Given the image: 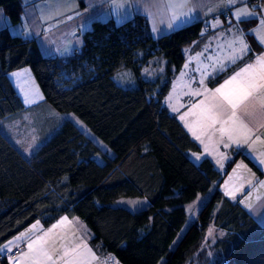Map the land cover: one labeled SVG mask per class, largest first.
<instances>
[{
	"label": "trees",
	"instance_id": "obj_1",
	"mask_svg": "<svg viewBox=\"0 0 264 264\" xmlns=\"http://www.w3.org/2000/svg\"><path fill=\"white\" fill-rule=\"evenodd\" d=\"M0 8L19 22L20 0ZM213 32L195 21L155 38L142 16L95 20L81 48L59 58L0 29V246L33 221L48 226L65 215L81 219L95 252L119 264H194L212 224L224 232L215 264H264V224L224 196V174L209 158L193 161L200 145L165 103L186 55ZM246 39L251 51L210 85L261 52ZM22 67L42 96L28 106L9 76ZM206 195L195 214L187 210ZM4 253L1 264L11 260Z\"/></svg>",
	"mask_w": 264,
	"mask_h": 264
},
{
	"label": "crops",
	"instance_id": "obj_2",
	"mask_svg": "<svg viewBox=\"0 0 264 264\" xmlns=\"http://www.w3.org/2000/svg\"><path fill=\"white\" fill-rule=\"evenodd\" d=\"M20 3L22 12L17 24H10L4 9L0 8V29L7 28L13 34L34 39L46 57L66 58L77 52L82 46L83 32L95 20L111 19L121 23L134 16H142L155 38L192 22L204 21L214 32L200 50L186 55L171 83L172 86L178 85L179 79L185 77L195 89L180 93L173 106L168 102L166 105L200 145V152L190 155L193 161L209 158L224 174L217 183L224 196L238 200L259 225L264 224V163L261 162L264 160V88L257 87L252 97L237 105L236 117H232L233 109L224 100L225 96L238 98L242 81L253 79L254 83H264L259 80L261 69L256 68L225 84L248 64H255L256 57L264 55V43L261 42L264 36V0H20ZM240 10H247L251 15L238 17L236 14ZM251 18H254V23L244 30L241 20ZM246 33L251 34L262 47L261 52L248 64L210 85V79L245 55L236 51L238 58L235 62L229 59L240 47L235 42L238 37L250 49ZM204 65L205 72L201 69ZM193 70L202 73L203 77H196L200 83H192L187 76ZM13 83L23 101V95H28L30 91L36 95L35 101L26 104L42 99L34 78L30 85L22 84V90ZM221 85L225 87L213 96L212 93ZM29 87H32L30 91ZM216 104H223V109L213 108ZM210 111L213 114L223 112L216 123L209 119ZM241 125L251 130L248 143L229 141L227 131H231L234 138L243 139ZM222 127L226 130L224 134L220 131ZM225 144L228 146L225 147ZM230 161L233 165L225 172ZM90 237L91 231L81 219L63 215L48 226L38 220L33 221L3 243L0 253L7 252L8 247L11 250L20 248L7 264H53V261L55 264H119L112 253L97 254L89 244Z\"/></svg>",
	"mask_w": 264,
	"mask_h": 264
},
{
	"label": "rangeland",
	"instance_id": "obj_3",
	"mask_svg": "<svg viewBox=\"0 0 264 264\" xmlns=\"http://www.w3.org/2000/svg\"><path fill=\"white\" fill-rule=\"evenodd\" d=\"M201 69H203V71L205 72L206 71V65H204ZM12 72L10 73V76L13 78L14 81H12V80L11 81H12V83L15 82L17 87L21 90H22V88H24V87H22V84L25 86H28L33 82V77H32V74H31L29 67H23V68L17 69V70L12 71ZM191 73L192 74L194 73V75L187 73V76L190 79H192V83L193 82L200 83V81L198 79L196 80V77L197 76H198L197 78H199V76L203 77L202 73L200 71L195 72V70L191 71ZM195 73H196V75H195ZM177 84L178 85H176V84H174L173 86L171 85L168 93L165 96V103L168 102L169 105H171V106H173L177 102V97H179L180 93L186 92V91L189 92L190 90L195 89L194 86L192 84H190L189 81L187 80V78H185V77H183L182 79H179V82H177ZM13 85H14V83H13ZM29 88H30L29 89V91H30L32 87H29ZM32 90H34V89H32ZM35 96L36 95L34 93H32L31 91L28 92V95L24 94L23 95V98H24L23 102L25 103V106L29 105V104H26V101H30L28 103L35 101L36 100ZM35 103H37V102H35ZM206 198H207V195L199 197V199H196L193 203H191L189 205L187 210L189 212H192L193 214H195L196 211L203 205ZM185 229L186 228H184L183 230L185 231ZM183 232L181 234H183ZM222 236H224V232L222 230H219L218 228H215L212 224H210L207 235L205 236L204 240L202 241L197 252H195V261L193 260L194 264H201V262L203 264H215V262L217 260V254L213 249V245H214L215 241L217 239H220ZM180 237H181V235L178 236V239L174 243V245L172 246V249L175 247V245L177 244ZM187 264H192V263H187Z\"/></svg>",
	"mask_w": 264,
	"mask_h": 264
},
{
	"label": "snow or ice",
	"instance_id": "obj_4",
	"mask_svg": "<svg viewBox=\"0 0 264 264\" xmlns=\"http://www.w3.org/2000/svg\"><path fill=\"white\" fill-rule=\"evenodd\" d=\"M230 2H233V0H230ZM180 6H183V5H180ZM236 15L238 17H240V16L251 15V14L248 13L247 10H240V11L237 12ZM173 18H175V17H173ZM171 26L172 25L170 24L169 27H171ZM235 42L238 43L240 45V47H239V49L234 50V54L233 55L229 56V59L232 60L233 62H235V60L238 58L235 55L236 51H239L242 55L246 54L249 51H251L248 48L247 44L244 43L243 39L238 37ZM261 42L264 43V36L261 37ZM256 68L261 69V71L259 73V80L264 81V55H261V56L256 57L255 64H251V63L248 64L247 67L241 69L240 72L236 73V75L233 76L231 80L226 81L225 84L232 83V81H235L238 77H241L243 74L249 73V72L253 71ZM224 87H225V85H221V87L217 88L215 90V93H212V95L215 96L216 93H220L221 90ZM257 87L264 88V83H259V84L254 83L253 79L242 81L241 88H240V94H239L237 99H233V98H231L229 96H225L224 97V100L226 101V103L228 105H230L232 107V109H233L232 117H236L235 109H236L237 105L238 104H243L244 101L248 100L249 97H252L253 93L255 92ZM196 94L198 95L199 93H196ZM27 102H30V101H26V103ZM262 103H264V101H262ZM212 107L222 110L223 109V104H216V105H213ZM246 109H247V105H245V109L244 110L246 111ZM222 114H223L222 111L214 113V114L211 113V111H210L209 119H211L213 123H216L218 118H219V116L222 115ZM240 127L242 129H244L243 139L234 138L232 133H231V131H227L228 139H229V141H231L233 143H237V144L248 143V139H249V136L251 134V130L247 129L244 125H241ZM220 131L222 132V134H224L226 132V130L223 127L220 129ZM196 138L199 139V136H197ZM227 146L228 145L225 144V147H227ZM197 159H199V157H197ZM261 162L264 163V160H262ZM9 244H11V242H9ZM29 247L31 248L32 245H29ZM7 250L11 251V248L8 247ZM0 251H3V248H0ZM53 264H55V261H53Z\"/></svg>",
	"mask_w": 264,
	"mask_h": 264
},
{
	"label": "built area",
	"instance_id": "obj_5",
	"mask_svg": "<svg viewBox=\"0 0 264 264\" xmlns=\"http://www.w3.org/2000/svg\"><path fill=\"white\" fill-rule=\"evenodd\" d=\"M19 251H20V248H15L11 251L5 252L4 256H6L9 259H13L18 254Z\"/></svg>",
	"mask_w": 264,
	"mask_h": 264
}]
</instances>
